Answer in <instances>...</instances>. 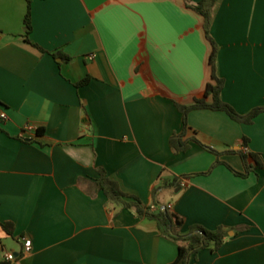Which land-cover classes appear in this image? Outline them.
Instances as JSON below:
<instances>
[{
	"label": "crops",
	"instance_id": "obj_1",
	"mask_svg": "<svg viewBox=\"0 0 264 264\" xmlns=\"http://www.w3.org/2000/svg\"><path fill=\"white\" fill-rule=\"evenodd\" d=\"M199 1L32 0L27 38V0H0V264L174 262L179 243L109 204L99 167L145 206L170 207L180 233L227 229L190 264H264V166L203 174L218 159L244 172L240 151L264 164V112L247 124L192 110L187 137L221 154L170 146L183 130L176 103L212 81L204 18L189 7ZM210 32L222 99L241 114L264 107V0H219Z\"/></svg>",
	"mask_w": 264,
	"mask_h": 264
},
{
	"label": "trees",
	"instance_id": "obj_2",
	"mask_svg": "<svg viewBox=\"0 0 264 264\" xmlns=\"http://www.w3.org/2000/svg\"><path fill=\"white\" fill-rule=\"evenodd\" d=\"M219 0H200L197 3H192L189 7L193 8L204 18V29L208 40L212 45V52L209 58V64L211 67V79L206 86L204 97L196 98L191 104L184 105L176 103V106L183 115V130L179 133H175L170 138V146L176 152L187 151L191 142H197L202 147L214 152L219 156L221 153L217 150L208 147L203 144L196 137H187V132L191 128L188 122L189 113L195 109H211V110H220L226 112L232 119L240 123H253L254 119L261 113L264 112V107H257L252 109L246 114L239 113L232 105L225 102L222 99V90L225 85L223 78L218 75L217 67V53L218 46L213 37L211 36L210 28L213 20V13L215 6ZM28 7L25 15V24L27 27V38L28 34L32 29L31 25V3L32 0H27ZM29 40V39H28ZM36 47L41 49L43 52H48L44 50L37 44H34ZM52 55L56 56L55 52ZM67 59H70L67 57ZM90 77H85L81 82L77 83L78 86L85 85L89 82ZM39 133H42L43 130H39ZM245 144L247 141L245 140ZM243 163L245 165V171L239 172L234 169L230 164L217 160L214 165L205 173L209 174L212 170L219 164H225L229 167L235 174L248 177L252 171L260 169L264 166L263 162L260 160L258 155L253 153H248L240 151ZM250 159L253 160V164L250 163ZM98 178L96 183L100 190L104 192L107 197V202L119 210L129 209L133 210L137 216L140 218H149L154 220L158 226V229L162 236L168 237L177 243L178 254L174 262L171 264H190L191 258L193 255L197 254L200 250L208 247H212L214 251L219 250L225 241V234L227 229L224 226H219L214 230L206 229L200 225L192 226L187 233H180L178 227L182 226L183 220L177 214L170 210V207L166 206L165 209L154 204L153 206H145L141 199L133 194L123 191L119 183L111 178L107 171L103 167L98 168ZM192 175H184V177H191ZM179 181V177H175L172 181L162 180L161 185L156 189L157 190L162 186H174L176 182ZM5 229H8L6 224L3 225ZM11 232V231H9Z\"/></svg>",
	"mask_w": 264,
	"mask_h": 264
},
{
	"label": "built area",
	"instance_id": "obj_3",
	"mask_svg": "<svg viewBox=\"0 0 264 264\" xmlns=\"http://www.w3.org/2000/svg\"><path fill=\"white\" fill-rule=\"evenodd\" d=\"M90 58H93V55H90ZM2 118H6L5 113H1ZM24 250L26 253H29L32 250V241L29 238L24 239ZM7 260L13 261L15 260V255L12 252H8L6 256Z\"/></svg>",
	"mask_w": 264,
	"mask_h": 264
},
{
	"label": "water",
	"instance_id": "obj_4",
	"mask_svg": "<svg viewBox=\"0 0 264 264\" xmlns=\"http://www.w3.org/2000/svg\"><path fill=\"white\" fill-rule=\"evenodd\" d=\"M163 209H165V207H163Z\"/></svg>",
	"mask_w": 264,
	"mask_h": 264
}]
</instances>
